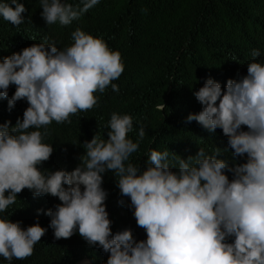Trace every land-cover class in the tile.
I'll use <instances>...</instances> for the list:
<instances>
[{"label": "clouds", "instance_id": "obj_1", "mask_svg": "<svg viewBox=\"0 0 264 264\" xmlns=\"http://www.w3.org/2000/svg\"><path fill=\"white\" fill-rule=\"evenodd\" d=\"M40 3L46 26H68L99 0H81L82 7L76 8L61 0ZM26 11L18 0L0 3V16L13 26L22 24ZM252 56L259 58L223 67L229 78L225 87L208 78L194 92L202 110L189 114L186 122H197L209 136L186 159L150 149L143 170L126 164L146 130L140 126L133 142L128 138L133 118L114 112L107 139L94 135L85 141L84 154L79 161L75 158L78 165L70 172L41 170L54 153L44 143L49 126L53 121L71 124V116L92 110L106 90L118 93L112 81L124 72L121 54L77 28L58 48L54 43L32 44L4 57L0 213L25 189L34 197L58 198L54 210L45 213L54 238L70 239L78 231L90 247L101 249L96 264H264L263 50L260 56L254 49ZM108 172L119 177V193L129 198L145 235L130 229L113 234L108 193L102 187ZM46 232L38 221L23 229L21 222L0 218V257L9 264L30 258ZM73 264L92 261L82 257Z\"/></svg>", "mask_w": 264, "mask_h": 264}, {"label": "trees", "instance_id": "obj_2", "mask_svg": "<svg viewBox=\"0 0 264 264\" xmlns=\"http://www.w3.org/2000/svg\"><path fill=\"white\" fill-rule=\"evenodd\" d=\"M18 2L27 9L22 24L13 26L0 16V61L32 44L54 43L58 48L67 35L71 37L80 28L103 40L110 51H118L124 65L122 75L112 81L119 86L118 93L106 90L92 110L71 116V124L52 122L44 143L52 145L54 153L42 171L75 169L85 141L94 135L107 139L114 112L133 118V131L128 134L133 142L140 126L146 130L139 150L126 164L143 170L150 149L168 150L170 159L177 155L186 159L191 148L208 141L209 136L197 122H186L189 114L202 110L194 92L208 78L225 87L229 78L222 73L223 67L256 62L259 57L252 56L254 49L260 56L261 50L264 53V0H99L68 26L58 22L46 26L40 0ZM61 2L82 7L81 0ZM0 3L11 4V0ZM10 88L15 90V86ZM118 179L108 172L102 185L108 193L106 210L112 232L130 229L145 235L136 225L129 198L119 193ZM121 199L124 204L119 203ZM59 203L58 198L34 197L25 189L15 204L0 213V218L21 222L23 229L37 221L47 229L30 258L13 259L11 264H73L82 257L97 263L101 249L90 247L78 231L70 239L54 238L45 213ZM0 264L9 262L0 257Z\"/></svg>", "mask_w": 264, "mask_h": 264}]
</instances>
